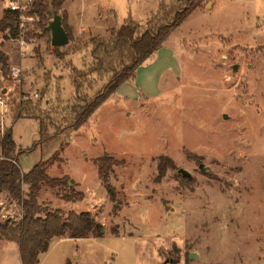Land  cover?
I'll return each mask as SVG.
<instances>
[{
    "label": "rangeland",
    "instance_id": "rangeland-1",
    "mask_svg": "<svg viewBox=\"0 0 264 264\" xmlns=\"http://www.w3.org/2000/svg\"><path fill=\"white\" fill-rule=\"evenodd\" d=\"M160 1L170 0H66L71 22L63 4L58 13L66 12L72 39L59 47L63 58L49 33L34 34L36 16L15 37L0 31L8 58L0 91L9 103L0 136L12 127L16 155L38 139L37 118L47 113L51 139L18 155L20 167L46 160L47 174L68 176L83 199L66 202L68 188L43 185L38 201L64 214L88 211L104 227L101 237L53 239L37 264H264V0H203L133 80L80 127L70 125L72 79L91 64L90 38L129 16L144 25ZM89 78L81 93L93 96L106 77ZM33 91L38 97L21 104L19 95ZM103 154L120 161L109 180L116 201L97 177L94 159ZM0 201V221L21 217L7 194ZM5 240L0 264H21Z\"/></svg>",
    "mask_w": 264,
    "mask_h": 264
},
{
    "label": "trees",
    "instance_id": "trees-1",
    "mask_svg": "<svg viewBox=\"0 0 264 264\" xmlns=\"http://www.w3.org/2000/svg\"><path fill=\"white\" fill-rule=\"evenodd\" d=\"M202 1H160L157 9L148 15L144 25L129 16L120 26L109 28L107 36L91 37L89 40L91 64L87 69H75L77 77L72 79L76 95L74 102L68 107L71 115L70 125L74 128L80 127L119 86L133 80L137 68L161 46L169 33L178 27ZM63 2L64 0H34L32 2L28 14L38 18L35 23L37 30L34 34L41 36L49 33L46 25L52 18V11L58 12ZM66 18V12H61L62 25L68 39L71 40V30ZM6 29L13 37L17 34L16 17L8 9H5L0 18V31L3 32ZM53 51L59 58L65 55L60 53L59 47H53ZM7 59V56L0 52L2 75H6L8 69ZM92 75L96 78L106 77V83L93 96L82 94V82L91 86L89 77ZM44 115L45 117L42 118ZM44 115L37 118L38 139L25 150H18L16 155L12 154L15 148L12 127L5 129L0 136L2 152L0 194L5 192L21 208V217L17 221L9 219L0 221V240L6 239L17 243L21 264H37L39 254L48 249L52 238H96L104 233L103 225L97 222L88 211H68L64 214L61 210L49 209L38 201L39 191L43 185L49 188H68L70 192L61 195V199L66 202L82 200L83 193L74 191L68 176H49L47 161L43 159H39L28 171L21 170L18 155L30 152L51 139L48 126L54 123L47 113ZM20 116H16L15 119ZM160 158L157 169L159 173H163L164 165ZM119 164V160L108 154L94 159L97 177L112 201H116V189L109 180L114 166ZM24 185L26 190L23 188ZM113 232L117 234L116 229H113ZM177 262L178 259H175L170 264ZM65 264L70 263L67 260Z\"/></svg>",
    "mask_w": 264,
    "mask_h": 264
},
{
    "label": "built area",
    "instance_id": "built-area-1",
    "mask_svg": "<svg viewBox=\"0 0 264 264\" xmlns=\"http://www.w3.org/2000/svg\"><path fill=\"white\" fill-rule=\"evenodd\" d=\"M33 0H6V9L13 12L16 17V25L17 28L24 25V19L26 20H34L36 17L33 15H29V10L31 9ZM19 31V29H18ZM17 37V36H16ZM23 39V38H22ZM24 40V39H23ZM18 40V44L20 48L25 47V40ZM20 73V69H12L11 74L14 77H17ZM7 92L0 91V118H2L9 110L8 107V97L6 95ZM38 97V92L33 91L30 93H23L19 95L20 102H27L35 100ZM2 155H0L1 157Z\"/></svg>",
    "mask_w": 264,
    "mask_h": 264
},
{
    "label": "water",
    "instance_id": "water-1",
    "mask_svg": "<svg viewBox=\"0 0 264 264\" xmlns=\"http://www.w3.org/2000/svg\"><path fill=\"white\" fill-rule=\"evenodd\" d=\"M52 19L48 21L46 25V30L50 33V43L54 47H61L68 43V35L62 25L61 15L56 11H52ZM183 177H187L188 173L182 168L177 169ZM192 253L189 254V257H192ZM165 264V262L163 263Z\"/></svg>",
    "mask_w": 264,
    "mask_h": 264
},
{
    "label": "crops",
    "instance_id": "crops-1",
    "mask_svg": "<svg viewBox=\"0 0 264 264\" xmlns=\"http://www.w3.org/2000/svg\"><path fill=\"white\" fill-rule=\"evenodd\" d=\"M63 8L68 12V14H69V18H70V22H71V20H72V18H71V12L66 8V0H64V3H63ZM120 88V86L117 88V89H119ZM32 166H30V167H27V168H21V170L23 171V172H26V171H28L30 168H31ZM3 194H6L5 192L3 193ZM1 202V201H0ZM55 238H67V237H55ZM55 238H52L51 239V241L53 240V239H55ZM6 242H10L11 243V245H16V247H17V250H18V246H17V243L15 242V241H9V240H5ZM50 241V242H51ZM49 245H50V243H49ZM42 253H40L39 254V256L41 255Z\"/></svg>",
    "mask_w": 264,
    "mask_h": 264
}]
</instances>
